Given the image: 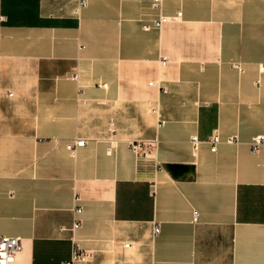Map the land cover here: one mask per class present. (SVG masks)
Segmentation results:
<instances>
[{
	"label": "crops",
	"instance_id": "1",
	"mask_svg": "<svg viewBox=\"0 0 264 264\" xmlns=\"http://www.w3.org/2000/svg\"><path fill=\"white\" fill-rule=\"evenodd\" d=\"M178 10L145 31L151 0H0L13 264H61L74 243L89 254L74 264H264V140L250 148L264 136V0H162ZM168 163L193 170L174 179Z\"/></svg>",
	"mask_w": 264,
	"mask_h": 264
},
{
	"label": "built area",
	"instance_id": "2",
	"mask_svg": "<svg viewBox=\"0 0 264 264\" xmlns=\"http://www.w3.org/2000/svg\"><path fill=\"white\" fill-rule=\"evenodd\" d=\"M78 5L79 7H83L86 5V0H78ZM151 5L157 9L160 14L156 19L151 21L150 23H144L142 25L143 30L148 31V30H160L162 26L170 21L175 20L181 15V11L178 10L176 11L175 14L173 15H167L161 12L162 9V0H151ZM166 61V57H162V62L164 63ZM259 71L264 72V64L259 65ZM12 93L7 91L6 96H11ZM163 123V121H161ZM264 136L259 134L255 135L251 142H250V148L252 151H256L259 146L263 143ZM191 146L193 150L197 148L198 145V137L196 135L191 136L190 138ZM210 144V150L215 151L217 144L220 142V137L216 132H213L211 136L209 137L208 141ZM227 143H234L237 142V138L235 135L230 136L226 140ZM84 144V139L81 138H74L72 141L66 143V149L73 153L77 147H80ZM142 143L140 142H131V148L133 151L137 152L139 147L141 146ZM144 148L147 149L149 147V143L145 144L143 143ZM74 202H78L80 200L79 195L74 196ZM82 211L81 205H75V208L73 212L78 215ZM198 214L196 211H193L192 214V220L197 221ZM80 226V219L77 218L72 224V229H77ZM160 230V227L158 224L154 225L153 227V234L156 235ZM129 243L125 242L123 243V246L126 247L128 246ZM21 248V239L20 237L17 236H9V235H0V264H13L16 259V255L19 252ZM89 258V254L86 252H81L79 251V247L76 243H74L71 255L69 259L63 261L61 264H74L77 261H86Z\"/></svg>",
	"mask_w": 264,
	"mask_h": 264
},
{
	"label": "water",
	"instance_id": "3",
	"mask_svg": "<svg viewBox=\"0 0 264 264\" xmlns=\"http://www.w3.org/2000/svg\"><path fill=\"white\" fill-rule=\"evenodd\" d=\"M163 168L166 169L172 178L178 179L193 170L192 165L188 164H164Z\"/></svg>",
	"mask_w": 264,
	"mask_h": 264
}]
</instances>
